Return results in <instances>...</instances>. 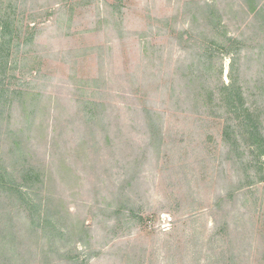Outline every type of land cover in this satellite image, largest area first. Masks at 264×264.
I'll use <instances>...</instances> for the list:
<instances>
[{
    "label": "rangeland",
    "instance_id": "obj_1",
    "mask_svg": "<svg viewBox=\"0 0 264 264\" xmlns=\"http://www.w3.org/2000/svg\"><path fill=\"white\" fill-rule=\"evenodd\" d=\"M10 1L24 33L12 50L6 85L41 92L44 111L57 108V124L46 111L38 118L33 160L47 158L46 129L63 130L51 160L70 161L81 179L61 184L57 177L51 189L74 222L85 220L91 229L85 242L65 238L34 264H264V156L232 160L221 120L187 103L185 87L192 63L199 66L194 73L228 82L230 56H215L223 74L210 71L204 43L214 26L238 37L241 81L264 131V0ZM185 30L192 36L184 40ZM31 32L34 40H24ZM78 96L107 108L109 118L96 128L109 131L112 141L100 131L97 170L83 169L86 158L74 156L84 109L71 102ZM144 106L162 116L160 150L141 116ZM1 110L7 126L10 111ZM22 121L14 110L12 123ZM132 162L139 169H127ZM135 172L133 186L124 185ZM119 201L133 215L128 208L114 215Z\"/></svg>",
    "mask_w": 264,
    "mask_h": 264
},
{
    "label": "trees",
    "instance_id": "obj_2",
    "mask_svg": "<svg viewBox=\"0 0 264 264\" xmlns=\"http://www.w3.org/2000/svg\"><path fill=\"white\" fill-rule=\"evenodd\" d=\"M6 3L8 7H0V108L9 109L10 120L6 126L3 118H0V264H34L40 254L43 257L44 253L49 255L52 248L55 249L58 242L65 238L69 240L75 236L76 242H85V237L89 236L91 229L85 220L75 223L72 219L74 214L65 205V200L61 195L54 194L51 189L58 185L57 177L62 181L61 184L65 181L77 183L81 179V176L76 175L78 173L73 167L75 165H71L70 161L62 157L58 158L57 162L51 160V157H56L59 153L61 141L57 137L64 135L63 130L59 133L56 126L51 131L46 129L47 146L49 144L47 158L42 163L33 160L36 153L32 151L30 140L32 135L36 137L38 118L44 111L41 102L43 94L30 88L11 89L6 85L8 66L13 65L12 50L19 46L24 33L21 13L17 12L16 7H12L10 0ZM209 31L210 38L204 43L208 52L209 70L218 69L217 73L223 74L222 68L220 70V67L214 66L215 56H230L229 81L225 82L221 77H217V80L207 79L205 74L194 73L199 66L192 63V73L187 79L189 82L185 84L188 90L186 101L205 108L209 119L221 120L222 139L230 150V155L232 154V160L235 157L245 160L250 155L253 156V153H257L259 157L264 156L263 118L249 104L239 73L243 41L227 31L220 33L218 26ZM35 34L36 32L29 33L24 40L32 42ZM191 36L190 30L181 33L184 40ZM71 102L77 106L84 103V109H81V124L84 128L77 126L79 133L77 130L76 132L81 141L78 143L79 147L74 148V156L86 158L83 160V169L97 170L100 162L98 155L103 144L98 139L100 131L106 133L105 141L107 140L108 144L112 141L109 131H98L96 128V125L108 117L107 108L103 102L84 99L81 96L73 98ZM14 110L20 113L22 122L12 123ZM45 111L47 112L46 109ZM55 111L57 108L50 107L47 113H50V118L53 117L57 124L60 117ZM2 112L3 110L0 115ZM52 113L55 115L52 116ZM143 115L151 132L150 140L160 150L164 138L162 123H159L162 116L160 112L147 106L141 110V116ZM110 126L112 127L111 122ZM90 155L95 156L93 162ZM133 164L134 162L130 163L127 169H139L138 163L137 166ZM253 174L254 177L257 175L255 171ZM129 175L124 181L127 187L133 186L139 172ZM248 176L253 179L249 173ZM101 180L105 181L103 178ZM126 186L121 187V191H125ZM224 200L225 198L220 196L216 205L220 207ZM130 202L131 200H128V203ZM125 208L133 215L132 209L121 201L114 207L113 214L122 213ZM47 244L48 250H45ZM53 261L54 259H51L50 263Z\"/></svg>",
    "mask_w": 264,
    "mask_h": 264
}]
</instances>
